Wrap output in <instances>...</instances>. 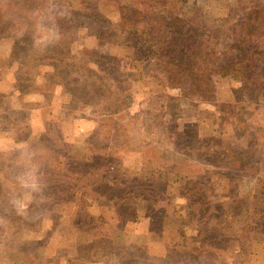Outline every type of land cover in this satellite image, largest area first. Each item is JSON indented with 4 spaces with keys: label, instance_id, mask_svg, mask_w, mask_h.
I'll return each instance as SVG.
<instances>
[{
    "label": "rangeland",
    "instance_id": "obj_1",
    "mask_svg": "<svg viewBox=\"0 0 264 264\" xmlns=\"http://www.w3.org/2000/svg\"><path fill=\"white\" fill-rule=\"evenodd\" d=\"M110 1L0 0V264H183L192 255L182 246H198V213L227 225L190 264H264V219L253 221L264 211V86L226 75L203 99L166 88L141 44L132 58L131 47L114 43L122 36ZM237 1L193 0L208 59L222 57L215 27ZM175 115L203 140L194 149L168 138ZM230 134L242 170L198 154L221 150ZM109 168L119 179L121 170L156 179L135 191V218L109 209L133 197L130 186L110 183ZM60 175L87 193L59 198L62 185L51 178Z\"/></svg>",
    "mask_w": 264,
    "mask_h": 264
},
{
    "label": "trees",
    "instance_id": "obj_2",
    "mask_svg": "<svg viewBox=\"0 0 264 264\" xmlns=\"http://www.w3.org/2000/svg\"><path fill=\"white\" fill-rule=\"evenodd\" d=\"M90 1L93 2V0ZM243 3H247V5L239 17ZM71 4L78 7L81 2L74 1ZM113 5L120 8L116 7L120 16L117 19L119 22L117 21L115 24L119 28L120 36H122L120 42L114 43L122 47H131L132 58L136 57L134 54L137 53L138 55L141 44L140 51L145 49L151 55V60L155 62V65L167 75L166 88L178 89L181 93L190 92L203 99L208 95L216 94L214 83L217 78L226 75H229L234 81L235 79L241 81L245 86L254 85L256 89L258 86L260 89L261 86H264V73L257 72L261 66H264V0H247L246 2L238 0L235 4L227 6L226 13L215 27L218 33L217 37L222 42V57L219 56L213 60L208 59L211 50L208 51L206 29L202 31L204 25L200 22L199 17L194 14L193 0H113ZM85 7L86 9L81 8L85 11L84 13L92 11L90 6ZM256 97L262 98V94L257 93ZM179 119L180 115H175L173 119H167L165 125L169 128L167 129L168 138H171V143L175 145H185L186 148L194 149V143L196 141L203 142V140L197 138L193 132L190 136L191 130L186 129L188 125L185 122L181 123L182 121ZM215 119L214 123L218 124ZM227 138V142L221 150H219L221 147H204L202 152L198 150V154L200 156L203 154L207 160L216 159L217 162L223 164L224 168L244 169L248 164L239 143L230 142L231 134ZM193 156L196 157L194 152ZM162 163L157 165L164 167V162ZM109 172L112 173L111 176L110 173L107 174L111 178L110 183L112 185L121 183V187L130 186L133 191L132 199H128L124 195L121 199L118 197L117 200L114 199V203L109 209L113 208L117 211L116 217L118 218L130 217L131 214L135 218L136 210L133 201L141 196L140 192L134 194L135 191L143 190L144 182L152 181L155 183L156 179L142 174L134 177L127 175L123 170L117 172L119 176H122L119 179L116 178V172L112 168H109ZM228 174L230 172L221 173L224 186L229 188ZM113 176L114 178H112ZM53 177L55 178V176ZM59 177L51 178L55 185L56 183H59V186L62 185L59 187L62 190L58 194L59 198H67L70 195L75 197L78 193L84 196L83 193H87L86 190L82 193L76 187L77 182H73L72 177L69 176V180L64 179V175ZM157 178L160 184L161 181L164 182L162 177ZM122 181L128 182L129 185ZM64 187L65 189H63ZM204 188H206L205 185H200L197 190H204L205 192L207 189ZM201 193L202 195L205 194ZM257 193L262 198L260 204L264 205V182L259 186ZM195 196L193 194L191 197L197 199ZM193 198L190 200L191 203H194L195 199ZM94 200L96 202L98 198L95 197ZM81 202H86V198L81 199ZM115 205L125 210L120 211ZM200 214L202 213H198V218L194 220L199 233L195 236L198 246L192 249V242L191 246L187 244L184 249L182 246L183 252L192 255L189 258L187 256L188 260H184L183 264H190L193 258L203 255L207 253V249L213 248L211 243H213L214 236L216 239V236L226 228L227 224L224 220L222 228V224H216L217 220L214 219L213 215L208 221L206 216L204 219L200 217ZM259 215H254L253 221L255 220V223L260 222L258 218L264 219V211H262L263 216L260 213ZM204 231L206 234H203ZM222 240L223 238L219 239V241ZM174 258L179 260L176 256ZM167 260L168 257L163 260L162 264Z\"/></svg>",
    "mask_w": 264,
    "mask_h": 264
}]
</instances>
